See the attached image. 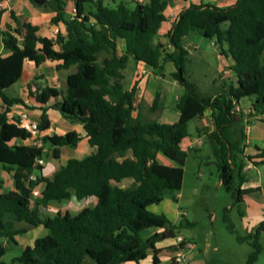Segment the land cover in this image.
I'll return each mask as SVG.
<instances>
[{
    "label": "trees",
    "instance_id": "obj_1",
    "mask_svg": "<svg viewBox=\"0 0 264 264\" xmlns=\"http://www.w3.org/2000/svg\"><path fill=\"white\" fill-rule=\"evenodd\" d=\"M170 1L133 0L134 6L130 7L125 1L111 5L104 0H75V15L65 18L64 2L51 0L49 4L56 12L52 21L64 22V36L58 33L54 40L38 36L36 26L19 23L16 18L17 28L0 29V42L10 50L7 56L0 55V98L5 105L0 111V162L14 175V189L9 191L2 190L0 179V264H84L87 258L96 264L138 263L146 257L148 248L153 250V264H157L154 243L161 235L155 233L143 240L140 233L156 221H162L166 229L178 227L149 207L159 204L167 193L181 189L187 152L180 143L188 136L189 121L200 118L206 110H210L214 128L205 134L212 144L221 185L238 204L243 194L252 190L241 189L245 181V134L239 101L244 97L250 99L249 116L264 115V0H236L226 8L191 3L179 12L165 34L167 44H163L155 38ZM86 2L93 7L85 11ZM19 27L24 29L21 39ZM192 31L213 39L219 53L232 60L228 69L233 78L226 77L215 94H201L198 86L185 76L189 53L183 39ZM120 39L125 44L123 54L117 52ZM129 58L143 62L154 73H160L167 62L174 65L170 76L184 88L175 100L179 112L176 121L167 123L142 117L134 105L136 84L129 89L124 87L122 70ZM24 59L35 65L46 59L60 60L56 69L75 68L67 74L64 90L44 86L33 93L32 84H28V91L41 104L58 97L52 108L66 120L81 124L93 148L82 158H69L51 176L38 174L35 180L29 176L42 170L35 160L43 157L45 145L50 146L51 156L57 159L61 146L76 147L81 137L69 130L43 135L39 147L9 144L14 138L30 137L19 125L18 117L12 121L8 118L13 105H25L23 99L4 93L20 78ZM159 105L157 93L149 109L155 111ZM46 109L42 107L40 114V131L50 125ZM157 154L178 165L160 163ZM258 157L261 160L253 162L264 164V149ZM125 178L132 179L129 186L113 184ZM41 183V196L32 205V189ZM71 196H94L96 200L74 215L58 211L52 217L42 216L40 206ZM7 213L19 221L48 229L46 235L36 238L32 246L25 247L9 263L1 261L7 252L1 240L16 245L15 236L25 230L7 229ZM185 225L193 223L186 221ZM262 230L264 220L251 233H236L239 242L248 241L252 247L244 264H257L262 251Z\"/></svg>",
    "mask_w": 264,
    "mask_h": 264
},
{
    "label": "crops",
    "instance_id": "obj_2",
    "mask_svg": "<svg viewBox=\"0 0 264 264\" xmlns=\"http://www.w3.org/2000/svg\"><path fill=\"white\" fill-rule=\"evenodd\" d=\"M47 1L49 2L51 0H44V3L42 5H38L34 3L32 0H0V29L5 30L6 28L9 27L11 28V30H14V28H17L18 24H17V21L14 19L16 18L19 23L29 22L30 24L36 26L37 27L36 33L38 36L47 37L52 40L56 38V35L58 33L64 36L66 34L65 24L61 20L58 21L57 23H54L52 21V17L56 14V12L52 4H46ZM61 1L64 2L65 18H68L70 15L69 14L70 9L74 7L75 5L74 4L75 0H61ZM120 1H123V0H120ZM135 1L140 2L142 0H135ZM235 2L236 0H171L169 5L164 11L165 20L162 22L157 32L155 41H159L163 44H167L165 34L171 29L172 25L177 20L179 12L183 10L184 8L188 7L189 4L191 3L193 4H199V3L213 4L218 7L226 8V7H230L234 5ZM19 30H20V35H18V39H21L24 33V29L22 27H19ZM185 40L186 42H184ZM205 40L211 41V43L215 46L213 39H208L206 37H203L202 35L194 31L189 32L188 35L184 37L183 44L186 48L188 47V45H193L194 49L197 50L202 45V42H204ZM167 46L169 47V45ZM55 48L59 49V46L55 45ZM124 51H125V44H124V41L120 39L117 42V52L118 54H123ZM188 53H189V50H188ZM8 54H10V50L6 49L3 46V44L0 42V55L7 56ZM217 56H218V72L221 70L222 67L226 66L228 68V66L232 64V60L230 58H227L221 55L218 49H217ZM59 63H61L60 60L46 59L40 65H35L33 61L24 59L20 78L14 84L4 89V93L7 95V92L13 89L14 85H16V83L21 79V77L26 73V81L23 85H20L18 89L19 91H16L17 93L14 92V95H11V96L7 95L9 97L22 98L25 105H22V104L13 105L10 108V112L8 113V118L10 121H12V119L14 117H18L20 113L26 112L32 121L39 123L40 114L42 112V107H46L47 108L46 113L48 115V119L50 123L48 129L44 131L39 130L38 133L26 139L14 138L9 142V144L10 145H26L30 148H34L36 147V142L38 140H41V137L45 134H48V135L64 134L65 132L69 130H75L80 135L81 140L78 142L76 147H71L73 148L71 152L69 150H66V151L68 153L67 155L69 156L68 159L69 158H80L78 157L79 155H82L85 153V156H86L93 151V148L90 147L87 142V136H86L85 130L83 129V126L79 123L69 122L68 120L63 118L60 113L56 115L55 112H53V116H55V119L52 121L49 113L52 110L53 111L55 110L52 108V105L59 98L58 97L51 98L46 104H41L37 102L35 97L30 95L28 91V84H32L34 81L39 82V84H37L38 86H40L39 89L43 88L44 86H54L60 90H64L63 87L59 88L60 84H58V82L56 81L57 73H62V70H65V69H56V65ZM167 63H170V62H167ZM165 65L166 63L163 64V69L160 73H154L149 68H146L147 74L142 79H139L140 74H136V73H139L140 69L145 66L144 63L136 62L131 58L128 59L126 67L122 70V73L124 74L123 82H124V87L127 89L131 88V86L136 84L137 90H136L135 97H134L135 107H137L136 99H137L139 92L143 93L145 102L149 107L152 105V101L157 93H159L161 96V93L159 91V86L161 82L163 81V78L166 76L165 75ZM43 67H47L46 71L40 70V68H43ZM66 70H70V68ZM74 70L75 68L73 67V71ZM173 71L174 70L172 69L167 71L168 75L170 76V73ZM228 71H229V76L233 78L231 71L229 69ZM67 74L64 75V78H66ZM41 80L44 81V84H41L42 82ZM212 81L216 82L214 79H212ZM221 82L222 81L218 82L219 85ZM31 88L32 90H34L33 87ZM151 91H153V93ZM239 105H240V108L242 109L241 112L243 116V130H244L245 141H246L243 147V156H242V161L244 163L243 174L245 176V181L242 183L241 189H252L251 191H248L243 194L242 202H241L242 206L239 210V215H240L242 229L245 231L246 234H248V233L253 232L256 226L258 225V223L264 220V164L253 162L254 160L256 161L261 160V158L258 157V155L261 152V150L264 149V122L262 121V119L264 118V115L262 116L261 115H257V116L248 115L251 110V101L248 97H244L240 99ZM4 107H5L4 102L0 98V111L3 110ZM161 113H162V116H164L165 118L169 116L170 112H168L167 105L161 106ZM178 115H179V112L177 111V117L173 113L172 120H157V121L171 123L177 120ZM205 115L210 116V110L204 111L203 115L200 118H194L189 121V123L193 121L192 123L193 132L191 133L188 130V136L183 138L180 143L181 149L184 150L185 152H187L190 149H195L198 147L197 145H191V143L195 141L196 138L202 137L201 135L200 136L198 135L200 131V128L198 125L199 123H201L200 121L204 120L203 117ZM209 118L211 119V117ZM252 121L255 123L254 124L252 123V125H249V123H251ZM213 128H210L209 131H211ZM252 128H254L255 133L252 136H250ZM64 147L66 146H61L59 148L60 157L62 155V149ZM44 153H45V147L43 149V154ZM50 154H51V151H50ZM159 157H161V154H157L158 161H159ZM68 159H66V161ZM160 163L165 164V165H173V166L178 165L176 162L171 161L169 159L165 162H160ZM56 169L57 168L54 167V169H49L45 171V168H43L42 166L41 172H42V175H44L45 177H48V176H51L52 173ZM34 175L36 176L38 174L34 173ZM0 179L3 181V187H2L3 191H9V190L14 189L13 170L6 171L5 165L2 162H0ZM127 179H130V178L122 179L120 182H113V181L112 182L113 184H116L120 187H124L123 183ZM131 182H132V179L129 182V184H131ZM220 185H221V181H220ZM36 187L38 191L40 192V196H41V190L43 188V184L41 183L39 185H36ZM180 193L181 192L177 194L178 199L175 201V204L173 206L167 203L168 205L163 210L152 211L156 214H163L170 221L172 226H177V223L179 222V216L181 214L185 215L184 212H181V210H179L180 209L179 201L181 198ZM40 196L31 197V204L33 205L35 203V200L39 198ZM71 198H75V197L71 196L68 199H71ZM82 199H86V201L90 203L91 205H93L96 200L94 196H90V197H86ZM55 201L57 200H50L45 206L39 207V210L42 216L52 217L58 211H62V212L68 211L67 206L66 207L60 206L57 203H55ZM73 206L74 205H72V207ZM151 206L149 207V209L151 208ZM74 207H75L74 209L77 210V213L83 208L82 207L80 209H77L78 207L76 206ZM43 208H46V212H47L46 215H43V211H44ZM213 216L215 217V214L212 215V217ZM4 224L7 229H24L25 230V233L15 236V239L17 241L16 245H13L7 239L1 240V242L7 248V252L1 258V261L5 263H9L11 261V258L19 255V253L22 251L21 250L19 253L13 252L14 251L13 248H15L16 246H19V243H20L18 240L19 236H26L28 238V241L30 242V244L26 245L25 247L32 246L35 239L39 237V236L36 237L37 234L34 237L26 235L29 229H33V230L42 229V231L45 230L42 233L43 235L41 236H44L48 233V229H46L44 226L32 225L24 221H19L16 216L10 213L5 214ZM169 230L170 229L165 228L162 221H156L153 223L152 226L144 229L140 233L143 240H146L147 238H149L155 233L161 235L160 238L154 243V246L157 249V257L159 259V262L157 264H175L172 261V259L177 255L182 256L183 261H184L183 264H244L245 262V259L241 260V258H245L243 257L244 256L243 252H242V257L241 256L237 257L236 255V256H232L230 260H212L211 258L212 251L210 249H212L213 251H217L218 248L216 246L211 247L212 245L209 242L207 235L202 237V240L204 242L203 248L197 249L198 246L195 245L194 241H191L189 238L183 236L182 234L175 235L174 230H171L172 234H169ZM179 236L183 237L186 240V242H189L190 244H192L193 247L188 248L187 246H184L183 249H180L179 247H177L176 239ZM260 236H264V230L260 232ZM7 243H9L10 246H8ZM234 247L236 246H232V249ZM10 251L12 252L10 253ZM6 254L7 256L8 254H10V256L7 258V260H3V257ZM152 257H153V250L151 248H148L146 250V257L140 260L138 263H136L135 261H125L120 264H153ZM232 259H236V260H232ZM259 261L260 260L257 261V264H259ZM84 264H94V263L92 262V260H86Z\"/></svg>",
    "mask_w": 264,
    "mask_h": 264
},
{
    "label": "rangeland",
    "instance_id": "obj_3",
    "mask_svg": "<svg viewBox=\"0 0 264 264\" xmlns=\"http://www.w3.org/2000/svg\"><path fill=\"white\" fill-rule=\"evenodd\" d=\"M120 0H104L105 4H111L118 2ZM128 3L130 7L134 6L133 0H123ZM46 4H49L47 1ZM45 5V4H44ZM93 4L90 2H86L84 4L85 11L91 9ZM186 42V40L184 41ZM169 48V47H168ZM188 61L186 63V78L194 82L198 86V91L204 95H212L219 91V83L220 81L226 80V77L229 76V71L226 66L222 67L218 72V56L217 49L209 40H205L202 42V45L199 49L195 50L193 45H188ZM47 67L40 68L41 71H46ZM170 69L175 70L174 65L170 63H166L165 65V77L159 86V91L161 93L160 96V105L155 111H151L149 106L146 104L145 99L143 97V93L139 92L137 96V107L140 109L142 117L148 120H172L173 113L177 117V110L175 109V100L184 92V88L178 84L176 81L168 75ZM69 71H73V67L70 70H62V73H57L56 81L58 82L59 88L66 87V78L64 75L69 73ZM139 74V73H136ZM137 76V75H136ZM145 75H140L139 79H142ZM214 79L216 82H213ZM26 81V73L21 77V79L14 85L13 89L7 92V95H14V92L19 91L20 85H23ZM41 84H44V81L41 80ZM39 82L34 81L32 83V87L34 88L33 93L39 89ZM37 88V89H36ZM153 93V91H151ZM152 95V94H151ZM167 105L168 112H170L168 117L162 116L161 106ZM53 112L55 114H59L58 110H52L49 115L51 120L55 119L53 116ZM209 115H205L203 117L204 120L199 123V136L201 135L202 143L197 145L198 147L195 149H190L187 151V157L184 162L183 168V181L182 187L179 191H174L171 193H167L163 201L160 204L152 205L151 211H160L163 210L169 203L170 205H174L175 201L178 199L177 194L181 192V198L179 201L181 212H184L185 215L179 216V222L177 223V228L174 229V234L189 238L191 241L195 242V245L198 246L197 249L203 248V240L202 237L207 235L209 242L211 243V247L216 246L218 248L217 251H212L211 258L212 260H230L232 256L243 257L241 260L247 258L248 254L252 250V247L248 241L238 242L236 240V233L239 235H246L245 231L242 229L239 210L241 208V203H236L232 195L227 192L223 186L220 185V179L218 176V172L216 170V165L214 163V157L212 155V144L206 138L205 132H210V128H213V123L209 118ZM69 121V120H68ZM198 121V120H197ZM71 122V121H69ZM193 121L188 123V130L193 132ZM255 122L249 123L252 125ZM213 130V129H212ZM255 133L254 128L250 133L252 136ZM246 141L244 140V144ZM67 148V149H66ZM66 150L70 152L73 148L66 146L62 149V155L59 159H54L51 154V148L49 145H45V153L43 154V168L45 171L49 169L58 168L62 164L65 163L66 159H68V153ZM85 156V153L79 155L78 157ZM168 159L161 155L159 157L160 162H165ZM175 164V163H174ZM36 174H42L41 170H37ZM131 179L125 180L124 187H127ZM60 206H67L68 211L73 215L77 213L74 206L80 209L85 206L91 205L86 201V199H76L71 198L67 200H61L59 202L55 201ZM72 205H74L72 207ZM43 215H46V208H43ZM64 210V209H63ZM52 212V211H51ZM62 212V211H61ZM215 214V217L212 215ZM187 215V216H186ZM191 222L193 225H185V222ZM182 223L181 226L179 224ZM45 231V230H44ZM42 229H29L26 235L34 237H40L44 232ZM19 246H16L14 249V253H19L24 249L26 245H29L30 242L26 236H19ZM259 242L262 247V251L259 254L258 260L259 264H264V236H260ZM10 246L9 243H7ZM232 246H236L232 249ZM9 249V248H8ZM12 251H10L11 253ZM10 254H7L3 257V260H7ZM86 260H92L87 258ZM236 260V259H232ZM92 262L96 264L93 260Z\"/></svg>",
    "mask_w": 264,
    "mask_h": 264
},
{
    "label": "built area",
    "instance_id": "obj_4",
    "mask_svg": "<svg viewBox=\"0 0 264 264\" xmlns=\"http://www.w3.org/2000/svg\"><path fill=\"white\" fill-rule=\"evenodd\" d=\"M75 12H76V9L75 7H72L70 9V12H69V16L72 18L74 15H75ZM139 74L140 75H146L147 74V69L146 67H142L139 71ZM238 109V108H237ZM18 118H19V125L24 128L27 132L30 133V136L36 134L39 132V129H38V123L35 122V121H32L30 118H29V115L26 113V112H22L18 115ZM248 130V129H247ZM202 143V140L201 138H196L195 141H193L191 143V145H200ZM42 145V141L41 140H38L36 142V146L39 147ZM35 164L38 165V166H43L44 164V160H43V157H38L36 158L35 160ZM29 179L30 180H35L36 179V176L34 174H31L29 176ZM40 196V192L38 191L37 187L35 186L33 189H32V193H31V197H38ZM176 244H177V247H179L180 249H183L184 246H187L188 248H191L193 247L192 244H190L189 242H186V240L179 236L177 237L176 239ZM172 261L175 263V264H183V258L181 255H177L175 256Z\"/></svg>",
    "mask_w": 264,
    "mask_h": 264
},
{
    "label": "water",
    "instance_id": "obj_5",
    "mask_svg": "<svg viewBox=\"0 0 264 264\" xmlns=\"http://www.w3.org/2000/svg\"><path fill=\"white\" fill-rule=\"evenodd\" d=\"M34 3L38 4V5H42L44 3V0H32ZM169 234H172V231L169 230Z\"/></svg>",
    "mask_w": 264,
    "mask_h": 264
}]
</instances>
